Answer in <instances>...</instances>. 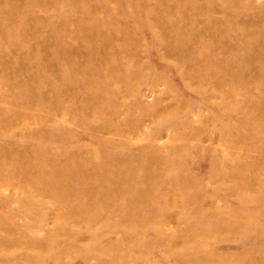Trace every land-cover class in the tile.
Segmentation results:
<instances>
[{
  "label": "rangeland",
  "instance_id": "rangeland-1",
  "mask_svg": "<svg viewBox=\"0 0 264 264\" xmlns=\"http://www.w3.org/2000/svg\"><path fill=\"white\" fill-rule=\"evenodd\" d=\"M0 264H264V0H0Z\"/></svg>",
  "mask_w": 264,
  "mask_h": 264
}]
</instances>
